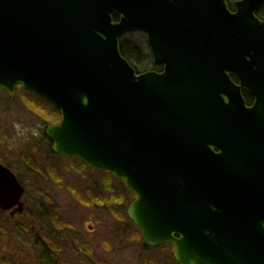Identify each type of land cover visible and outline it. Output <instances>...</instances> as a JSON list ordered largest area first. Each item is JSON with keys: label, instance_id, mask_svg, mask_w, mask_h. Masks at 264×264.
<instances>
[{"label": "water", "instance_id": "1", "mask_svg": "<svg viewBox=\"0 0 264 264\" xmlns=\"http://www.w3.org/2000/svg\"><path fill=\"white\" fill-rule=\"evenodd\" d=\"M235 5L0 0V86L55 104L53 150L125 181L145 244L183 264H264V0ZM136 30L161 70L123 55ZM24 191L0 163V208Z\"/></svg>", "mask_w": 264, "mask_h": 264}, {"label": "rangeland", "instance_id": "2", "mask_svg": "<svg viewBox=\"0 0 264 264\" xmlns=\"http://www.w3.org/2000/svg\"><path fill=\"white\" fill-rule=\"evenodd\" d=\"M126 35L134 42H140L146 48V52H150L144 32L136 30ZM1 100L6 102L9 109L20 108L21 110L19 112L16 110V113L26 115L23 117L17 116L14 111L6 113L9 118L13 117L11 121L12 126L23 136L24 130L22 129V125H20L19 118H23L28 124L35 121L42 135H44L43 130L47 123H55L59 119V115L55 113L56 109L49 102L23 87H17L16 93L13 96L0 89V103H3ZM2 105L4 106V104ZM43 106H45L46 110ZM46 111H48V114ZM56 115L58 118H56ZM3 117L4 112L1 107L0 123ZM4 137L3 135L1 138L3 145L0 144V147L2 152L6 151L8 153L9 151L6 150L5 145H10V141L8 139L4 140ZM38 140L39 135L35 136L28 133L29 142L33 141L36 143ZM28 150V148H25L23 151L25 154H29L30 151ZM39 150L36 151L37 154L34 156L37 160L36 164H38L36 168L34 166V172L28 168L24 169L18 164H16L17 168H14V170L28 183L30 196L27 193V198L31 197L32 193L38 195L37 198H32L29 204L35 208L43 206L41 208L46 211L41 216V222L46 229V233L42 231L40 226L38 227L35 219L31 221L32 217L29 216L30 220L26 221V218L21 213H17V215L12 217L8 210L2 211L0 209V264H41L34 262L30 258L31 256L28 257L27 255L26 249L35 240L32 232L36 235L42 233L49 241H54V244H58L59 246L63 244L70 245V237L68 236V238L66 234L71 229L69 225L70 220L73 221L74 219L75 222L72 226L78 227L80 247L86 246L87 243L92 247H96L94 249L95 260L92 264H178L174 258L173 252L175 248L172 245L167 244L158 246L157 248L147 247L143 243L142 238L139 237L141 233L136 228L134 229L133 227L131 231H124L123 233L118 230L115 231V221L111 218V215L108 216L107 211L103 210V205L99 207L94 202V204L89 202L90 204L86 205L85 201L87 199L84 190L95 193L99 191L101 186H106L110 187L111 192L118 195V199L124 202L122 209L126 210L127 205L131 203L135 195L132 191H129L124 181L119 180L114 174H110L103 169L94 168L90 164L86 165L85 163L81 166L80 159H76L68 154L56 152L51 157L42 147ZM19 155V152H14L11 155L10 162H13L14 158ZM47 157H49V163L52 161V166L56 164L52 160L53 157L65 165V167L59 169V172H57L59 175L52 180L43 178L40 176V173L37 174V171L44 167L41 165H45ZM29 158L26 159L29 160ZM6 161L8 162V160ZM47 169L42 168L43 171L40 170L39 172L46 175ZM48 174L52 175L53 172L48 170ZM28 178H32V182L27 181ZM75 189L84 193L80 196L81 198L79 194L73 193ZM106 192L104 194H111L109 190ZM72 195H77L79 200L73 199ZM82 197L83 201H81ZM40 201L42 203L40 206H37ZM112 210L114 211V209ZM123 217L126 221L128 220V217L126 218L124 214ZM33 225L35 226L33 227ZM28 228L32 231L30 232ZM54 228L57 231L53 230ZM91 229L92 232H90ZM102 241L103 243L101 244ZM104 248L108 249L109 252L103 250ZM82 259L81 264H90L87 257L83 256Z\"/></svg>", "mask_w": 264, "mask_h": 264}, {"label": "flooded vegetation", "instance_id": "3", "mask_svg": "<svg viewBox=\"0 0 264 264\" xmlns=\"http://www.w3.org/2000/svg\"><path fill=\"white\" fill-rule=\"evenodd\" d=\"M228 1V5H230L231 9L233 11L236 10V5H235V1L238 0H227ZM264 10V7L259 11L258 15H260V17L263 19L264 16L261 15V12ZM0 89L4 90L3 88L0 87ZM6 92H8L7 90H4ZM9 94V93H8ZM0 103V108L2 107V110L4 112V117L2 118V122L0 123V144H2L3 142L1 141L2 136L4 135L5 137L3 138L8 139L10 141V145L6 144V150H8L9 152L7 153L6 151H1V147H0V163L3 165H6L7 167H9L16 175H18V178L22 184V186L25 187V192L23 194V198H22V210L18 211L16 208L12 209V210H8L10 212V215L12 217H14L15 215H17V213H21V215L23 217L26 218V221H28V219L31 221L33 219H35L38 223V227L40 226L42 231L44 233H46V229L43 226V223L41 222V216L43 212H46L43 208V206L35 208L34 206H30L29 201H32V198L35 199L37 198L38 195H36L35 193H32L31 197L27 198V193L30 196V192H29V186L27 185L28 183H26V181L19 175L17 174V172L14 170V168H17L18 164L19 166H22L24 169L28 168L30 170H32L34 172V166L36 168V157H34L37 153L36 151H40L39 148H43L44 150H46L48 152V154L51 155L52 154H56L55 152H53L52 146H53V142H51V139L49 138L46 128L48 125L50 124H55L58 123L61 119V113L59 110H56V114L59 115V119L58 121H55V123H47L45 126L44 131V135H42L40 133V131L38 130V125L37 123L34 121L31 124H28L27 122H25L23 120V118H19V122H21L20 125H22V129L24 130L23 135H21L20 132H18L15 127L12 126V119L13 117L9 118L6 113L8 114V112H12L14 111V113H16L18 110V112L21 110L20 108L17 109H9L8 106L6 105V102L4 100H1ZM4 104V106L2 105ZM45 109V106H43ZM55 109V108H54ZM46 110V109H45ZM48 114V111H46ZM17 116H26V115H22L20 113H16ZM49 115H51L49 113ZM56 115V118H58V116ZM26 132V133H25ZM28 133H31L35 136L39 135V140L35 143L33 141H28ZM8 143V142H7ZM51 143V144H50ZM12 144V145H11ZM3 145V144H2ZM28 148L30 151L29 154H25L24 153V149ZM14 152H19V156L15 157L13 162H10L11 159V155L14 154ZM49 155V156H50ZM29 158V160H27L26 158ZM50 157V158H51ZM48 159L45 162V165H41L44 166L42 168H48L47 171L45 172L46 175L41 174V172H39L41 169H39L37 171V174L40 173V176H42L43 178H48L50 180L55 179L59 173V169H62L63 167H65L64 164H62V162H60V160H55L53 157V162L56 163L54 166H52V161H50L49 163V157H47ZM80 159V158H79ZM8 160V162L6 161ZM81 161V166H83V164L87 162L83 161L82 159H80ZM29 162V163H27ZM9 163V164H8ZM27 163V164H26ZM29 166V167H26ZM92 166V165H91ZM94 167V166H93ZM96 168V167H94ZM48 170H51L53 172V174H48ZM43 171V170H42ZM27 181L32 182V178H28ZM33 185V183H32ZM35 187V185H33ZM36 189V187H35ZM107 190H109L111 192V188L110 187H106V186H101L99 188V191H96L95 193L89 192L88 190H84V193L86 194V205L90 204L89 202H91V204H96L99 207L103 205V210L107 211L108 216L111 215V218L114 219L116 227H115V231H121L122 233L125 232H129L131 231V229L134 227V229L136 228L139 232H141L140 228L136 225V223H133L132 220L129 217V214L127 212V208L126 210H123V204L124 202H122L121 200L118 199V195L113 194V192H111V194H104V192H106ZM72 193V192H71ZM73 193L79 194V197L82 196L84 193H82L81 191L79 192L78 190H73ZM107 193V192H106ZM73 199L79 200V197L77 195H72ZM120 196V195H119ZM84 197V196H83ZM83 197L82 200L83 201ZM121 197V196H120ZM81 198V197H80ZM94 202V203H93ZM42 203V201L39 202V204H37V206H40V204ZM131 204V203H130ZM114 209V211L112 210ZM125 209V208H124ZM4 211V210H2ZM123 214L126 216V218L128 217V220L126 221L124 219V217L122 218ZM30 216V217H29ZM75 222V219L72 221L70 220L69 225L71 226L70 232H68L66 235L67 237H70V245L68 244H63L61 246H59L58 244H54V241H49L42 233L39 234H35L34 232L33 235L35 236V240L33 241V244H29L28 249H26V251L28 252L27 255L28 257L31 256L30 258L36 262V263H41V264H81L82 263V257L85 256L87 257V260L89 261L90 264L94 263L95 257H94V249L96 247H92L90 246V244L87 243V247L86 246H82L80 247V236H79V232H78V227L76 226H72L73 223ZM35 225H33L34 227ZM29 229V228H28ZM30 230V229H29ZM55 231H57V229H53ZM32 230H30L31 232ZM92 232V229L91 231ZM29 233V232H28ZM31 233V234H32ZM127 234V233H125ZM139 236V235H138ZM142 235L140 234V238ZM68 237V238H69ZM67 238V239H68ZM130 238V237H129ZM103 243V241L101 242V244ZM31 246V247H30ZM103 250L109 252L108 249L104 248ZM82 256V257H81ZM178 264H182L180 262H177Z\"/></svg>", "mask_w": 264, "mask_h": 264}, {"label": "trees", "instance_id": "4", "mask_svg": "<svg viewBox=\"0 0 264 264\" xmlns=\"http://www.w3.org/2000/svg\"><path fill=\"white\" fill-rule=\"evenodd\" d=\"M261 15L264 16V10L261 12ZM120 43L122 53L133 63L137 71L160 69V66L158 67L152 62L151 52H146V48L140 42H134L128 35H125L121 38ZM149 66L151 67L149 68ZM245 97L248 103L253 102L248 92H245Z\"/></svg>", "mask_w": 264, "mask_h": 264}]
</instances>
